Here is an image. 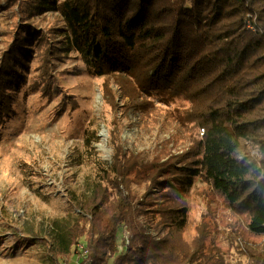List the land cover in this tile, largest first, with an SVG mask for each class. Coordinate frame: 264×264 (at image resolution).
Wrapping results in <instances>:
<instances>
[{
    "label": "trees",
    "instance_id": "trees-1",
    "mask_svg": "<svg viewBox=\"0 0 264 264\" xmlns=\"http://www.w3.org/2000/svg\"><path fill=\"white\" fill-rule=\"evenodd\" d=\"M46 11L62 17L65 48L77 52L91 73L129 77L119 89L130 96L144 91L184 97V117L199 128L193 165L176 171L149 164L140 199L130 191V178L143 165L125 156L118 141L111 164L94 158L87 196L75 202L72 224L48 247L53 264L81 237L82 264H225L205 242L206 224L191 243L182 237L186 214L173 205L176 199L145 207L143 197L165 174L175 190L201 178L238 218L230 228L236 235L242 220L249 234L264 236V0H30L19 14ZM33 36L29 24L13 28L0 63V101L19 88L21 61ZM149 210L159 216L153 227L156 234L164 228L161 236L151 235L145 227L150 220L139 218ZM121 226L127 241H118ZM246 245L245 264H264V247Z\"/></svg>",
    "mask_w": 264,
    "mask_h": 264
},
{
    "label": "rangeland",
    "instance_id": "rangeland-1",
    "mask_svg": "<svg viewBox=\"0 0 264 264\" xmlns=\"http://www.w3.org/2000/svg\"><path fill=\"white\" fill-rule=\"evenodd\" d=\"M29 1L16 0L19 5L8 8L6 0H0V63L15 26L20 30L29 24L35 30L21 61L19 88L3 93L0 101V114L4 104L9 105L0 118V264H53L48 247L72 224L78 212L75 202L87 196L95 178L94 158L107 165L114 161L115 140L125 156L143 165L130 178V191L140 199L149 184L146 167L174 166L177 171L189 166L199 137V128L184 117L189 107L184 97L123 94L119 83L129 77L91 73L77 52L65 48V26L58 12L19 14ZM170 177L158 176L143 200L145 207L155 208L176 199L173 205L186 214V242L206 224L205 242L219 251L225 264H245L247 243L258 250L264 247V236L249 234L242 220L240 236L230 229L238 218L201 178L175 190ZM158 217L155 210L139 216L150 220L145 227L154 236L165 231L154 232ZM123 234L121 226L118 241ZM79 240L84 245L85 240ZM74 250L59 256V262L75 264Z\"/></svg>",
    "mask_w": 264,
    "mask_h": 264
},
{
    "label": "built area",
    "instance_id": "built-area-1",
    "mask_svg": "<svg viewBox=\"0 0 264 264\" xmlns=\"http://www.w3.org/2000/svg\"><path fill=\"white\" fill-rule=\"evenodd\" d=\"M123 230H124V233H126L125 236L123 234V239L125 241H127L128 240V233H127V231H125L124 228H123ZM83 247H84V245H82L80 242H77L75 244L74 252H75V255L77 257L76 261H74L75 264H82V262H81L82 257L85 256V251L83 250ZM66 263H67V261H63L60 264H66Z\"/></svg>",
    "mask_w": 264,
    "mask_h": 264
}]
</instances>
